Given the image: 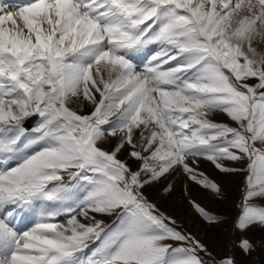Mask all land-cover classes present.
<instances>
[{"label": "snow or ice", "instance_id": "obj_1", "mask_svg": "<svg viewBox=\"0 0 264 264\" xmlns=\"http://www.w3.org/2000/svg\"><path fill=\"white\" fill-rule=\"evenodd\" d=\"M258 40L264 0L0 4V264H235L215 261L143 190L179 169L219 195L198 171L206 159L222 172L248 173L237 227L264 226V206L249 203L264 197ZM152 44L159 50L138 71L131 57ZM79 100L91 113L70 106ZM217 112L235 126L209 119ZM32 116L40 122L29 129ZM117 135L111 152L101 147ZM125 144L141 162L137 171L118 159ZM245 160V169L225 163ZM21 211L37 214L23 231L11 222Z\"/></svg>", "mask_w": 264, "mask_h": 264}, {"label": "rangeland", "instance_id": "obj_2", "mask_svg": "<svg viewBox=\"0 0 264 264\" xmlns=\"http://www.w3.org/2000/svg\"><path fill=\"white\" fill-rule=\"evenodd\" d=\"M150 47L152 48L148 53V57L146 56L145 59L140 58L138 54L147 52ZM253 47L257 49L258 53L264 54V41H254ZM158 50L159 46L152 44L134 53L133 55L141 63L140 66L137 65V70H142L148 63L149 56ZM248 82L256 83L254 79H250ZM70 106L78 110L80 114H89L93 110V106L84 100L76 101ZM209 119L217 123L235 126L234 122L224 113H213L209 116ZM139 134L140 131L135 130L134 139H138ZM119 142L120 135L109 137L107 141L101 144V147L111 152ZM131 151V146L125 144V147L118 153V159L126 162L133 171H137L141 162L130 157L129 153ZM225 163L231 168L245 169L248 162L245 160L243 162L225 161ZM14 164V161L10 162L9 166H14ZM198 171L220 186L221 193L219 195L193 182L179 169L166 178L147 185L143 190L144 195L156 205L161 213L176 221L174 226L179 231L194 237L203 244L215 261L218 262L222 258L231 257L235 264H264V226L254 224L243 230L237 227L243 210L248 173L246 171L222 172L206 159L199 160ZM168 185L172 186L170 192L165 191ZM192 201L205 208L217 219L213 222L206 220L193 206ZM249 203L264 206V197H256ZM91 215H95L98 220H103L105 224H111L114 219L112 216L96 213H91ZM78 219H81L84 223H90L89 220H85L83 217H78ZM66 220V216L58 218V222L61 223H65ZM33 225H27L26 230ZM243 240L251 242L252 249L250 251L246 252L241 247ZM201 255L204 254L201 253ZM205 258L209 259L208 257Z\"/></svg>", "mask_w": 264, "mask_h": 264}, {"label": "water", "instance_id": "obj_3", "mask_svg": "<svg viewBox=\"0 0 264 264\" xmlns=\"http://www.w3.org/2000/svg\"><path fill=\"white\" fill-rule=\"evenodd\" d=\"M39 117L38 116H32L26 119L25 121V126L27 128L32 127L37 121H38Z\"/></svg>", "mask_w": 264, "mask_h": 264}]
</instances>
